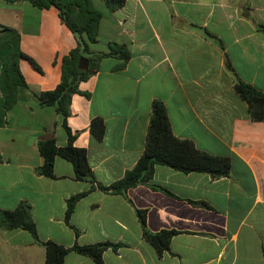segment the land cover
Returning <instances> with one entry per match:
<instances>
[{"label":"crops","instance_id":"obj_1","mask_svg":"<svg viewBox=\"0 0 264 264\" xmlns=\"http://www.w3.org/2000/svg\"><path fill=\"white\" fill-rule=\"evenodd\" d=\"M91 2L101 17L88 51H106L113 41L128 57L98 59L71 93L63 125L61 114L39 105L30 90L59 81L74 34L53 5L0 0L20 50L38 65L19 57L28 88L0 124V208L27 201L39 239L109 242L101 262L70 249L62 264H264V120L249 117L233 88L239 78L264 92V0H123L112 9ZM154 98L164 103L174 135L229 157L226 175L155 163L146 182L123 192L96 185L135 162ZM93 116L104 123L100 138L89 130ZM65 126L72 144L84 147L93 180L76 178L58 155L52 176L37 171L36 142L64 144ZM78 192L64 219L66 199ZM136 208L144 209L148 230H175L167 247L157 251L142 236ZM0 264H44V249L25 229L0 227Z\"/></svg>","mask_w":264,"mask_h":264},{"label":"trees","instance_id":"obj_2","mask_svg":"<svg viewBox=\"0 0 264 264\" xmlns=\"http://www.w3.org/2000/svg\"><path fill=\"white\" fill-rule=\"evenodd\" d=\"M37 7L53 5L56 7L62 22L71 30L76 38V44L61 58V74L59 81L49 89L30 90L31 95L39 105H52L56 112L64 116L69 112V99L72 92L78 91L79 80L87 77L96 69L98 59L103 55H117L125 59L128 50L123 43L108 42V49L100 52H90L87 43L93 41L97 32V23L101 11L91 0H29ZM108 9L115 8L123 0H102ZM19 34L11 26L1 25L0 28V124L5 122L6 110L21 97V91L28 86L19 70L18 59L25 57L34 67L36 62L29 55L22 52L18 45ZM80 54H87L86 68L76 66ZM235 92L245 100L248 115L251 119L264 120V92L253 85L236 78L233 81ZM66 142L56 145L53 138H43L36 142V148L42 157L37 166L41 174L52 176V164L55 155L71 162L74 176L93 180L91 169L86 160L84 147L72 144V134L65 126ZM89 130L95 138L103 134L104 123L99 116H93L89 121ZM155 163H163L181 171H206L216 177L226 175L229 171V157L224 154H213L197 148L191 139L179 137L172 133L167 118L166 108L162 100H151L149 116L146 125L145 138L141 153L135 162L128 167L121 177L107 185H96L113 192H123L128 186L146 182ZM81 192L72 194L66 199L64 219H67L75 199ZM137 217L141 225L142 236L153 244L157 251L167 247L174 229H160L150 231L145 227L144 209L136 208ZM0 227L5 229L19 227L30 233L33 240L44 249V264H62L63 255L73 249L85 253L96 262H101V251L109 243L98 241L92 243H72L65 246L51 239H39L35 224L29 213V203L19 201L11 209L0 208Z\"/></svg>","mask_w":264,"mask_h":264},{"label":"water","instance_id":"obj_3","mask_svg":"<svg viewBox=\"0 0 264 264\" xmlns=\"http://www.w3.org/2000/svg\"><path fill=\"white\" fill-rule=\"evenodd\" d=\"M76 66L78 68H86L87 58L84 55L80 54L77 58Z\"/></svg>","mask_w":264,"mask_h":264},{"label":"rangeland","instance_id":"obj_4","mask_svg":"<svg viewBox=\"0 0 264 264\" xmlns=\"http://www.w3.org/2000/svg\"><path fill=\"white\" fill-rule=\"evenodd\" d=\"M10 19L9 18H6L5 14H3L1 11H0V28H1V25H6V23H8ZM15 20V17H13V21ZM9 26V25H7ZM12 27V26H11Z\"/></svg>","mask_w":264,"mask_h":264}]
</instances>
